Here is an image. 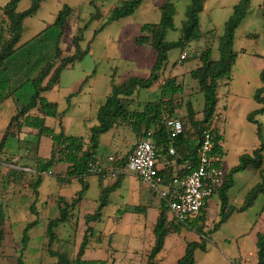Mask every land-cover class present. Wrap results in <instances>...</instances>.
I'll use <instances>...</instances> for the list:
<instances>
[{
	"label": "rangeland",
	"instance_id": "rangeland-1",
	"mask_svg": "<svg viewBox=\"0 0 264 264\" xmlns=\"http://www.w3.org/2000/svg\"><path fill=\"white\" fill-rule=\"evenodd\" d=\"M7 1L0 0V5H5ZM89 1L45 0L34 16L24 20L20 41V43L29 41L45 29L46 25L53 23L62 3L74 9L60 44L65 54L73 52L72 39L77 28L87 24L81 46L85 49L87 44H90L88 53L74 63L72 68L64 70L59 82L43 94L48 101L56 102L60 111H65L60 124L52 118H47L46 124L55 127L58 131L62 129L67 135L84 138L88 137L89 128L96 121V110L110 92L109 79H113L112 82L115 84H121L131 77L144 79L149 76L156 54L148 45H138L136 37L141 35L142 25L159 21L158 7L167 0H144L130 17L106 24L96 36L95 30L105 22L104 19L110 9L122 0H96L95 4L101 18L90 23V14L94 13V9L90 7ZM168 1H172L176 8L174 16L176 30H168L166 40L175 41L179 37V28L185 20L189 0ZM30 2L31 0H21L18 11L27 9ZM238 2L239 0H205L204 2V9L199 15L200 28L202 31L215 32L214 37L208 38L213 50V60L218 59L217 37L223 34L225 23ZM203 47V41L192 42L183 49L175 48L168 54L164 76L168 77L169 73L177 76L178 82L183 87L182 92L173 99V115L176 118L187 113L188 102L197 113L203 108V94L199 91L197 82L190 77V71L199 64L198 57ZM234 49L238 52L233 67L235 69L229 80L219 82L215 116L216 113L218 115L213 124L221 137L220 144L225 153L221 164L225 174L224 180L230 170L238 165L240 156L251 154L260 144L256 126L247 120L248 114L259 108L253 96L260 88V81L256 79L254 72L247 73L243 68H264V60L261 58L264 56V0L251 1V10L236 31ZM184 52L188 57L180 61L179 57ZM160 85L161 82L150 90H140L132 109H141L146 102L155 101ZM71 93L76 94L67 100L66 97ZM236 101L242 103L235 105L232 115L226 114L224 107L226 109ZM33 112L44 117L40 108H36ZM14 113L15 108L11 100L0 107V140L5 126L2 121L10 118ZM257 119L263 126L264 139V115L258 116ZM218 120L220 122H217ZM107 139L106 133L100 136L96 156L107 157L115 152V146ZM51 145L50 139L44 137L39 145V155L50 156ZM15 146H17L15 140L9 139V150L6 154L0 155V205L5 218L4 238L0 245V264H17L22 249L23 230L34 220H37V223L28 231L29 241L21 254L23 263L54 262L55 259L49 256L46 250L47 223L59 216L58 198L64 197L70 201L85 185L84 195L76 208L70 212V221L57 229L58 241L53 247V250L66 253L70 259H74L87 228L84 216L94 214L99 206L101 184L99 177L86 175L82 178V182L77 178H71L70 182L68 180L59 183L57 175L61 166L58 165L52 168V175L43 173L42 184L37 189V194L31 187V183L36 179L34 173L28 172V175L17 183L4 184L3 176L8 172L5 165L10 163L11 159L17 158L16 164L19 167L27 166L33 169L34 158H38V151L34 155V151L32 154L27 153L24 145L21 150H17ZM242 178L241 175H235L233 185L227 192L231 206H233V198L238 199L248 185ZM110 179H103L102 185L107 187L113 180ZM125 191V187L121 186L114 192H109L108 204L102 209L100 220L89 224L93 232L89 236V244L82 259L101 260L109 264L148 263V255L153 247V225L156 223L157 209L149 207L138 212L133 206L138 202L135 198H130ZM220 206V196L215 193L207 200L196 221L193 220L194 225L189 228L181 227L178 234L170 235L165 241L163 251L152 262L165 264L166 258L177 262L184 256L188 243L203 242L206 253L198 250L195 252V261H199V264H232L243 259L248 261L246 264H253L257 260L256 233L263 231L260 229H263L264 222V195L258 196L257 202L251 209L236 212L233 218L230 216L216 227L221 218ZM168 217L171 218L169 212ZM198 227L201 228V234L197 233ZM244 228L253 229V233L246 238L238 236ZM202 235L204 237L200 239Z\"/></svg>",
	"mask_w": 264,
	"mask_h": 264
},
{
	"label": "trees",
	"instance_id": "trees-1",
	"mask_svg": "<svg viewBox=\"0 0 264 264\" xmlns=\"http://www.w3.org/2000/svg\"><path fill=\"white\" fill-rule=\"evenodd\" d=\"M20 1L9 0L0 7V106L11 100L15 107V114L10 118L0 140V155L6 154L9 139L16 141L18 150H21L24 145L27 148L26 152L32 154L34 151V155H36L43 137L51 140L49 158H34L33 169L36 172L34 174L36 179L31 183V187L35 194L42 184L43 173L50 172L52 175L54 166H61L57 175L59 183L64 182L65 175L69 178H77L81 182L84 176L91 175L87 172V168L90 162L94 163L98 160L96 150L99 146L100 136L124 122L131 127L132 133L138 139L145 138L147 132L153 131L152 141L156 147L157 167L161 163L165 164L164 168L159 169V174L166 183L170 182L173 176L179 177L189 173L184 167L186 161L192 162L193 167L197 166V150L201 132L204 129H212L213 139L216 143L215 150L222 151L221 137L217 134V130L212 128L217 105V92L219 82L225 79L229 80L231 77L238 57V52L234 49L235 34L251 10L252 0H239L234 6L232 15L225 23L223 34L217 37V60L212 59L213 50L209 42V37H214L215 32L212 30L202 31L200 28L199 15L204 9L205 0H189L185 20L179 28V37L175 41L166 40L167 31L176 30L174 27L175 5L168 0L160 5L158 7L159 21L142 25L141 35L136 37L138 45H148L156 54V60L149 76L144 79L131 77L121 84L111 82L110 92L96 112V125L89 129L88 138L66 135L62 129L57 132L55 127L48 126L46 118L55 119L60 124L64 111H59L57 103L43 97L44 93L59 82L64 70L72 68L74 63L80 61L88 53L90 44H87L85 49H82L81 46L84 42V31L87 24L77 28L72 39L73 52L65 54L60 44L68 19L74 13V9L66 3H62L53 23L46 25L45 29L29 41L20 43L24 20L34 16L45 0H31L27 9L18 11ZM95 1H89L90 7L94 9V13L90 14L89 23L101 18ZM142 3L143 0H122L114 5L104 19L105 22L95 30L94 35L96 36L106 24L130 17ZM198 41H203L204 47L198 57L199 64L190 71V77L197 82L198 89L203 94L201 117L199 119L196 117L197 113L192 104L188 102L186 104L187 113L179 118L183 124V133L174 141L175 152L174 155H170L168 134L158 121L163 104L168 106L172 114L174 113V96L180 94L183 87L177 81V77H164L168 54L175 48L183 49L186 45ZM261 58L264 60V56ZM259 79L262 86L255 91L253 96L259 108L249 113L247 120L256 126L260 144L251 154L240 156L238 165L230 170L223 186L218 190L221 218L216 227L224 223L233 213L248 210L254 205L259 195H264L263 126L257 119L258 116L264 115V69L260 72ZM160 82L159 93L155 101L146 102L141 109H132L140 90H150ZM73 95L70 94L67 100ZM36 108L43 111L44 117L33 113ZM32 147H34L33 150ZM122 165L124 166V164ZM248 167L256 170L258 182L247 192L244 203L240 207L231 206L227 192L233 185V177ZM26 175L28 172L8 169L7 174L3 176V182L4 184L17 183L23 180ZM97 176L102 181L103 178ZM120 178L121 175H118L116 183L112 187L101 186L99 206L96 212L84 216L87 228L74 259H70L66 253L53 250V247L58 241L57 229L70 221V212L81 200L86 186L84 185L76 197L70 201L64 197L58 198L59 216L50 220L46 226V250L49 256L55 259L51 264H109L101 260H84L82 257L89 244V236L93 232L89 224L100 220L101 211L108 204V194L117 186ZM168 212L171 214V218L168 217ZM4 219L3 208L0 205V245L4 238ZM194 221L189 224H181L162 201L159 215L153 226L154 245L148 255L147 264H153L152 260L163 250L165 239L169 235L178 234L181 227L193 226ZM36 223L37 220H34L23 230L22 249L17 264H24L21 254L29 241L28 231ZM196 229L197 233L201 234V228ZM203 237L204 235L200 236V239ZM197 250L205 252V244L203 242L188 243L184 256L177 261V264H196L195 252ZM256 259V264H264V229L257 234Z\"/></svg>",
	"mask_w": 264,
	"mask_h": 264
},
{
	"label": "built area",
	"instance_id": "built-area-1",
	"mask_svg": "<svg viewBox=\"0 0 264 264\" xmlns=\"http://www.w3.org/2000/svg\"><path fill=\"white\" fill-rule=\"evenodd\" d=\"M187 53H182L179 60H185ZM163 125L168 137V152L174 155V141L183 133V124L174 117L168 106L162 105L161 116L158 121ZM153 131H149L145 138L140 139L127 156V171L144 183L154 196L165 203L166 208L181 224H189L200 216L206 202L224 183V171L221 167L224 153L215 150L212 129L201 132L198 153V163L193 167L192 162L186 161L184 167L189 173L183 176H173L166 183L159 174L156 160V147L152 141ZM17 158L11 159L6 168L25 172H32L25 167H19ZM118 160L114 156H107L105 160H97L88 164L87 172L99 175L103 179L116 180L122 174L118 167ZM50 174V172L48 173Z\"/></svg>",
	"mask_w": 264,
	"mask_h": 264
},
{
	"label": "crops",
	"instance_id": "crops-1",
	"mask_svg": "<svg viewBox=\"0 0 264 264\" xmlns=\"http://www.w3.org/2000/svg\"><path fill=\"white\" fill-rule=\"evenodd\" d=\"M9 1V0H8ZM7 1V2H8ZM144 1V0H143ZM2 6H4V5H0V7H2ZM256 58V57H255ZM235 68H233L232 69V72H233V70H234ZM243 69H245L246 71H247V73H249V72H254L255 73V75H256V79H258L259 81H260V79H259V74H260V72L262 71V69H264V68H243ZM168 75V77L169 76H173V75H171L170 73L169 74H167ZM164 77H167V76H164ZM175 77H177V76H175ZM113 81V79H109V85L111 84V82ZM178 81V80H177ZM262 86V84H261V82H260V85H259V87H261ZM218 93V92H217ZM71 94H76V93H71ZM109 94V93H108ZM70 95V94H69ZM68 95V96H69ZM67 96V97H68ZM67 97H66V99H67ZM107 97V96H106ZM105 97V98H106ZM105 100V99H104ZM9 101V100H8ZM218 101V100H217ZM7 102V101H6ZM6 102H4V103H6ZM104 102V101H103ZM3 103V104H4ZM56 103V102H55ZM242 102L241 101H236V102H232V104H231V106H227L226 107V109H225V107H224V111H225V113L226 114H228V115H232L233 114V109H234V107H235V105L236 106H238V105H240ZM2 104V105H3ZM1 105V106H2ZM14 105V104H13ZM0 106V107H1ZM15 108V107H14ZM99 108V107H98ZM98 110V109H97ZM97 110H96V112H97ZM60 111V110H59ZM63 112V111H62ZM65 112V111H64ZM196 112V111H195ZM201 112V111H200ZM200 112L199 113H197V115H196V117L199 119L200 117H201V114H200ZM215 112H217V105H216V111ZM34 113V112H33ZM15 114V113H14ZM217 115H218V113H216V116H215V120H216V117H217ZM13 116V115H12ZM11 116V117H12ZM64 116V115H63ZM10 117V118H11ZM10 118H8V119H4L2 122H3V124H5V126H4V129L3 130H5V128H6V126H7V124H8V122H9V120H10ZM63 118V117H62ZM47 119V118H46ZM95 120H96V115H95ZM217 122H220L219 120L217 121ZM94 125H96V121H95V123L93 124V125H91L90 126V128L92 127V126H94ZM214 126H216V125H214ZM89 128V129H90ZM212 128H214L213 126H212ZM217 128V127H216ZM56 129V128H55ZM56 131L58 132V130L56 129ZM106 134H108V141L110 142V143H112L114 146H115V152H113V153H111V154H109V155H107V156H114L117 160H118V167L120 168V169H122V174H120L121 175V178L119 179L120 181H119V183L117 184V186L112 190L113 192L115 191V190H117L118 188H120L121 186L124 188L125 187V189H126V194L131 198V197H133V198H135L136 199V201L138 202V204L137 205H133L134 206V209L136 210V209H138V212L139 211H144V210H147L149 207H151V208H155V209H157V212H156V214H157V217H158V215H159V211H160V205H161V200L160 199H158L156 196H154L153 194H152V192L150 191V189L144 184V183H142L136 176H134L133 174H131V173H129L128 171H127V168H126V159H127V156L130 154V152L132 151V149L134 148V146H135V144L140 140V139H138L136 136H135V134H133L132 133V130H131V127L127 124V123H122V124H120V125H118V126H116V127H114L113 129H111L109 132H107ZM67 135V134H66ZM88 136H89V134H88ZM77 137H81V136H77ZM2 138V137H1ZM44 138V137H43ZM42 138V139H43ZM84 138V137H83ZM86 138H88V137H86ZM41 139V140H42ZM41 140H40V144H41ZM51 141V140H50ZM16 142V141H15ZM107 143V142H106ZM99 144H100V139H99ZM8 145H9V140H8V142H7V148H6V151H8L9 150V148H8ZM16 145H17V143H16ZM16 147V149L18 150L19 149V147H18V145L17 146H15ZM23 147V146H22ZM222 147V146H221ZM11 148V147H10ZM222 151H223V153H224V150L222 149ZM225 154V153H224ZM38 157L39 158H42V159H47V158H49V156L48 157H41L40 155H39V148H38ZM96 158L98 159V160H105L106 159V157L104 156V155H97L96 156ZM122 164H124V166L122 165ZM164 166H165V164L164 163H161V164H159L158 165V169H162V168H164ZM27 169H29L30 171H32V172H35L34 171V169H32V168H29V167H27ZM31 173V172H30ZM7 174V173H6ZM238 175H241L243 178V180H244V182H245V184H248L247 185V187L244 189V191L242 192V195L237 199V197H234L233 198V206H235V207H240L243 203H244V200H245V197H246V194H247V192L258 182V176H257V172H256V170H254L253 168H251V167H248L246 170H244V171H242V172H240V173H238ZM63 178H66V179H64V182H68V180H69V182L71 181V178H69L68 176H64ZM103 180V179H102ZM111 180V179H110ZM100 181V180H99ZM100 186H99V189L101 190V186H103L102 185V182L100 181ZM116 183V180H111V184H109L107 187L109 188V187H112V186H114V184ZM103 187H105V186H103ZM100 193V192H99ZM119 196V195H118ZM257 202V199H256V201H255V203ZM255 203H254V205H255ZM234 204H236V205H234ZM253 205V206H254ZM252 208V207H251ZM251 208H249V209H251ZM236 213V212H235ZM235 213H233L232 215H231V218H233L234 217V214ZM157 217H156V220H157ZM155 224V223H154ZM262 225H263V229H264V222L262 223ZM154 226V225H153ZM262 228L260 229V230H263ZM250 233H253V229H251V230H249L248 228H244V229H242L239 233H238V236H240V237H247ZM258 233H260V231L259 232H257L256 233V238H255V243H256V239H257V234ZM173 235V234H172ZM170 236V235H169ZM168 236V237H169ZM167 237V238H168ZM166 238V239H167ZM166 239H165V241H166ZM244 239V238H243ZM153 245H154V234H153ZM164 245H165V242H164ZM244 245H246V243H244ZM255 246H256V244H255ZM87 248V247H86ZM164 249V248H163ZM86 250V249H85ZM163 251V250H162ZM203 253H206V251L205 252H203ZM84 254H85V252H84ZM179 260V259H178ZM165 264H177V262H173L172 260H170L169 258H166L165 260ZM248 261L247 260H245V259H243V260H239V261H237V262H234V263H232V264H246ZM257 263V260L253 263V264H256ZM154 264V263H153ZM196 264H199V261L197 262L196 261ZM230 264V263H229Z\"/></svg>",
	"mask_w": 264,
	"mask_h": 264
}]
</instances>
